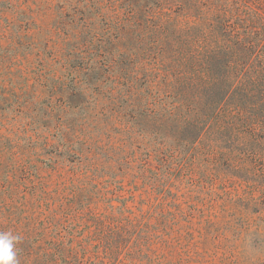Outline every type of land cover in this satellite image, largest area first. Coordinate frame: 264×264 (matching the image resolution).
I'll return each instance as SVG.
<instances>
[{"label":"rangeland","instance_id":"374dc122","mask_svg":"<svg viewBox=\"0 0 264 264\" xmlns=\"http://www.w3.org/2000/svg\"><path fill=\"white\" fill-rule=\"evenodd\" d=\"M146 1L0 0V232H45L47 216L67 246L103 254L125 230L132 249L180 228L204 264H264L261 195L145 125L114 44L117 18Z\"/></svg>","mask_w":264,"mask_h":264},{"label":"trees","instance_id":"16d2710c","mask_svg":"<svg viewBox=\"0 0 264 264\" xmlns=\"http://www.w3.org/2000/svg\"><path fill=\"white\" fill-rule=\"evenodd\" d=\"M146 3L117 18L114 44L125 50L126 78L145 125L172 141L171 154L191 156L248 195L260 194L264 212V12L249 0ZM44 223L45 232L30 223L19 229V264H125L120 255L131 249L132 228L92 254L53 235V218ZM163 232L144 234L129 264H183L185 256L204 264L203 254L184 247L180 228Z\"/></svg>","mask_w":264,"mask_h":264},{"label":"clouds","instance_id":"9594fccd","mask_svg":"<svg viewBox=\"0 0 264 264\" xmlns=\"http://www.w3.org/2000/svg\"><path fill=\"white\" fill-rule=\"evenodd\" d=\"M19 239L10 231L0 232V264H19L16 252Z\"/></svg>","mask_w":264,"mask_h":264}]
</instances>
